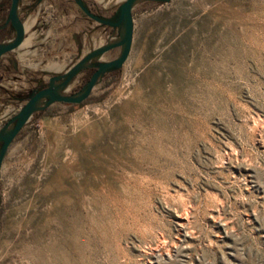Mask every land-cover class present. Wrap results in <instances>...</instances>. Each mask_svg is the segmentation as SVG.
<instances>
[{
  "label": "rangeland",
  "instance_id": "1",
  "mask_svg": "<svg viewBox=\"0 0 264 264\" xmlns=\"http://www.w3.org/2000/svg\"><path fill=\"white\" fill-rule=\"evenodd\" d=\"M84 1L112 17L123 0ZM132 12L122 65L82 102L37 109L8 146L0 264H264V0ZM19 13L26 37L0 56V127L115 35L74 0H20Z\"/></svg>",
  "mask_w": 264,
  "mask_h": 264
},
{
  "label": "water",
  "instance_id": "2",
  "mask_svg": "<svg viewBox=\"0 0 264 264\" xmlns=\"http://www.w3.org/2000/svg\"><path fill=\"white\" fill-rule=\"evenodd\" d=\"M74 1L87 16L99 23L111 26L113 28L112 34L115 33V36L118 38L112 41L108 40L105 44L88 50L65 72L61 74H52L46 86L31 92L20 109L0 127V164L12 140L37 109L43 108L55 101L82 102L89 96L94 85L104 72L119 68L130 51L134 31L132 9L134 4L139 0H123L112 17H105L98 12L92 11L84 0ZM6 21L10 22L11 27L14 29V35L9 40L0 42V56L18 47L25 38L24 22L19 16V0H11ZM117 46L120 47V52L110 60L98 61L80 90L71 94H64L61 91L64 86L68 85L74 75L81 69L90 65V60L93 57Z\"/></svg>",
  "mask_w": 264,
  "mask_h": 264
},
{
  "label": "flooded vegetation",
  "instance_id": "3",
  "mask_svg": "<svg viewBox=\"0 0 264 264\" xmlns=\"http://www.w3.org/2000/svg\"><path fill=\"white\" fill-rule=\"evenodd\" d=\"M39 1H42V0H39ZM10 2H11V0H3V1L0 2V12L5 11V17L0 21V36H2V34L5 31L10 30V29L14 32V29L11 27L10 22L6 21L7 20L8 10H9V7H10ZM19 2H20V0H19ZM90 9L92 11H94L92 8H90ZM94 12H96V11H94ZM19 16L22 19L20 13H19ZM23 22H24V20H23ZM13 35H14V33H13ZM12 36H11V38H12ZM92 71H91V73H92Z\"/></svg>",
  "mask_w": 264,
  "mask_h": 264
},
{
  "label": "bare ground",
  "instance_id": "4",
  "mask_svg": "<svg viewBox=\"0 0 264 264\" xmlns=\"http://www.w3.org/2000/svg\"><path fill=\"white\" fill-rule=\"evenodd\" d=\"M33 22H34V20H33ZM33 22H32V23H33ZM32 23H30V24H32ZM24 26H25V23H24ZM25 29H26V28H25ZM116 38H118V37L114 35L113 37H111L110 41H112V40H114V39H116ZM94 43H95V42H94ZM95 44H96V43H95ZM53 67H54V65H53ZM53 67H52V68H53ZM54 68H56V70H59V66H58V69H57V66L54 67ZM66 89H67V88H66Z\"/></svg>",
  "mask_w": 264,
  "mask_h": 264
},
{
  "label": "crops",
  "instance_id": "5",
  "mask_svg": "<svg viewBox=\"0 0 264 264\" xmlns=\"http://www.w3.org/2000/svg\"><path fill=\"white\" fill-rule=\"evenodd\" d=\"M25 28H26V25H25ZM25 37H26V29H25Z\"/></svg>",
  "mask_w": 264,
  "mask_h": 264
}]
</instances>
